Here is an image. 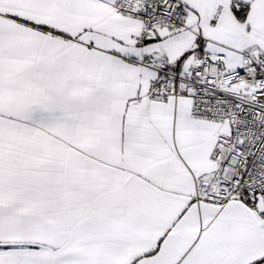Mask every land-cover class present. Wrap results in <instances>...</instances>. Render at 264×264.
Returning a JSON list of instances; mask_svg holds the SVG:
<instances>
[{"label":"snow or ice","instance_id":"6c2138e0","mask_svg":"<svg viewBox=\"0 0 264 264\" xmlns=\"http://www.w3.org/2000/svg\"><path fill=\"white\" fill-rule=\"evenodd\" d=\"M0 264H264V0H0Z\"/></svg>","mask_w":264,"mask_h":264}]
</instances>
